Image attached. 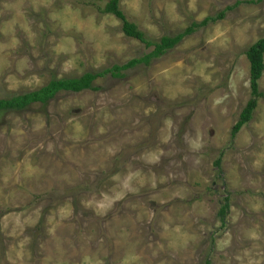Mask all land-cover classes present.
Returning <instances> with one entry per match:
<instances>
[{"label":"rangeland","instance_id":"rangeland-1","mask_svg":"<svg viewBox=\"0 0 264 264\" xmlns=\"http://www.w3.org/2000/svg\"><path fill=\"white\" fill-rule=\"evenodd\" d=\"M119 1L152 43L234 7L113 77L154 47L102 13L108 0H0L1 99L99 74L0 112V264H264V73L231 134L264 0Z\"/></svg>","mask_w":264,"mask_h":264},{"label":"trees","instance_id":"trees-1","mask_svg":"<svg viewBox=\"0 0 264 264\" xmlns=\"http://www.w3.org/2000/svg\"><path fill=\"white\" fill-rule=\"evenodd\" d=\"M107 6L101 10L104 14H110L117 17L122 21V31L123 33L135 40L143 43L146 48L150 49L152 46L154 49L141 58H134L129 62L125 63L122 66L115 65L111 69L106 70L105 73L112 74L113 77H122L121 74L124 70H129L138 65H150L152 60L158 59L164 56L166 53L174 49L179 45L182 40L188 36L194 34L198 29L205 27L210 21H216L222 19L225 16V13L229 10H232L233 7H228L226 10L222 11L216 18L207 17L204 21L197 23L193 22L185 31L176 34L174 36H164L161 38L160 42L152 43L146 37V34L139 30L136 24L128 21L126 15L123 13V10L120 8L119 0H108ZM257 1H250V3H256ZM241 2H237L236 5ZM246 56L250 62V87L252 98L247 103L246 107L243 109L240 115L238 123L232 129V138L236 137L240 132L241 128L249 123L252 120L253 113L258 106V99L262 96L259 92L258 81L261 79L264 73V37L252 44L246 51ZM104 74V73H102ZM99 74L85 73L79 78H63V79H52L47 85L42 88L26 93L23 95L12 96L9 98L1 99L0 98V112L5 111H19L25 109L27 106L33 103H43L46 104L52 100L60 92H74L78 93L83 90H92L96 89L93 86V82ZM221 159L216 162L217 166H220ZM228 203L223 206L221 215L223 216L228 209ZM205 264H211L209 260Z\"/></svg>","mask_w":264,"mask_h":264}]
</instances>
